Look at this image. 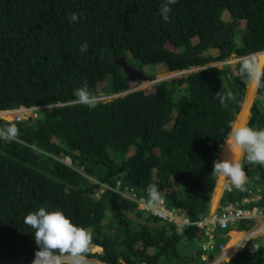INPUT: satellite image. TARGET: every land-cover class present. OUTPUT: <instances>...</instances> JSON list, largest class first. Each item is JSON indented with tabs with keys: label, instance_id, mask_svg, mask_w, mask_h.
<instances>
[{
	"label": "trees",
	"instance_id": "trees-1",
	"mask_svg": "<svg viewBox=\"0 0 264 264\" xmlns=\"http://www.w3.org/2000/svg\"><path fill=\"white\" fill-rule=\"evenodd\" d=\"M163 2L0 0V112L30 108L36 115L0 118V127L19 130L12 142L0 139V264L32 263L38 246L24 217L40 207L61 210L91 232L102 251L87 259L204 264L195 222L210 211L213 161L243 106L241 59L264 51V0H177L168 21ZM233 56L236 64L219 67ZM117 57L151 78L182 75L156 83L153 93L103 101L133 86ZM85 82L98 98L91 109L73 94ZM248 126L264 129V76ZM242 164L247 182L224 193L220 213L240 206L250 190L263 192L264 206V166L246 156ZM149 184L190 223H163L138 210L129 196L148 198ZM253 225L217 231V249L231 230ZM220 264H264V237Z\"/></svg>",
	"mask_w": 264,
	"mask_h": 264
},
{
	"label": "clouds",
	"instance_id": "clouds-1",
	"mask_svg": "<svg viewBox=\"0 0 264 264\" xmlns=\"http://www.w3.org/2000/svg\"><path fill=\"white\" fill-rule=\"evenodd\" d=\"M176 2L177 0H164V2L162 3L160 7V13L164 21L169 20V13L171 12V8L169 6L175 4ZM69 20L70 22H77L78 21L77 14L72 13L69 17ZM87 49H88V45L86 43L84 45H81L80 47L81 52H86ZM239 71L240 74L242 76H246L248 81L252 83L255 87L259 88L261 86V78L262 76H264V66H262V64L257 60L255 56H252L250 58H242L240 62ZM184 72H188V71H184ZM175 73H181V72L162 73L155 78H151L148 76L146 77L149 78L148 82L156 81V83H158L167 79H176L175 77L160 79L159 78L160 75L175 74ZM130 82L134 84L133 81ZM137 82H142V80L136 81V83ZM156 83L153 85L151 89L135 88L131 86L130 89L125 90L122 93L111 95L109 97L104 96L102 97V100L110 101L111 99H115L120 96H126L132 92L142 91V90L146 91L147 93H153L154 92L153 88L155 87ZM73 94L77 98V102L79 104L85 105L90 109L94 108L98 103V98L89 91L86 82L81 87L75 89ZM216 95L219 98L221 105L226 106L225 97L221 95L220 92H217ZM248 117H250L251 119V110L249 112ZM5 121L13 122L14 120L11 121L5 120ZM236 121L237 119L235 117V119L230 123V131L227 134L225 142L221 145V152L219 159L213 161L212 173L217 175L215 188L217 187L220 179L227 182L224 183L223 185L222 196L218 200V203L216 205L217 208L213 211L211 210L214 204L213 196H212L210 211L208 214L217 213L218 211L220 212V208L222 207L221 200L224 196V193L228 191L231 192L234 186L238 189L243 190V187L247 182L246 173L244 171L242 164L243 158L245 156H246V161L249 164H259L261 166H264V129L257 130L254 128H250L248 126L250 120L249 122L246 123V125L234 124ZM18 135H19V130L14 124L7 127H0V139H3L6 142H12L16 140L18 138ZM226 149L231 152L239 150L241 153V159L239 160L234 157L224 158L223 155L226 153ZM147 194H148V198L139 197V199H136L134 198V196H129L133 200L134 199L136 200L138 210L154 215L151 211L142 209L141 205L145 202L146 208L152 209L160 205L162 201L165 207L169 209L165 197L162 196V194L158 191L157 186L155 184L148 185ZM262 200H263V192L260 191V189H257L254 191L250 190L249 192H247V194L242 199V203L240 206L230 203V205H234L239 209L249 210L251 212L256 211V215H258L252 219H242L239 220L238 222L251 221L254 223V220L256 218L263 216L264 206L258 204ZM158 218L161 219L163 223H169L167 221H164L160 217ZM24 223L34 230V239L36 245L38 246V250L35 251L34 259L30 264H87V260H88L87 254L90 253L91 250H93V247H98L93 245V238L91 232L86 228L78 227L75 224H73L72 221L61 210L47 211L44 207H40L38 211L29 212L24 217ZM236 223L237 222L229 226H232ZM219 230H225V229H218L214 233L215 234L214 242L216 245V249H217L216 233ZM251 230L252 229L248 231ZM201 239L202 241L198 242L199 248L202 250V254L200 255V258L204 262V264H211V263H207V260H212V257L216 255L214 260L216 261L217 260L216 258L220 256V253L224 250L226 243L219 244V249L217 250L216 249L205 250L203 245L207 242V240H205L203 237ZM240 249L242 248H239L238 250ZM256 249L257 246L254 245L252 251H255ZM210 252L211 255L208 254ZM229 260L230 259L227 260L223 259L218 261L217 263L212 262V264H220L221 262L229 261Z\"/></svg>",
	"mask_w": 264,
	"mask_h": 264
},
{
	"label": "built area",
	"instance_id": "built-area-1",
	"mask_svg": "<svg viewBox=\"0 0 264 264\" xmlns=\"http://www.w3.org/2000/svg\"><path fill=\"white\" fill-rule=\"evenodd\" d=\"M13 112V119L14 121H21L23 120V115L26 113L33 115L35 112L33 109L30 108H20L13 111H2L0 112V117L3 120L6 119L7 113ZM36 117V115H33ZM30 117V116H29ZM159 206V208H158ZM156 206L155 208L148 209L145 206V202L141 205L142 209H146L151 211L154 215L162 218L164 221L174 223L177 226H183L185 224H189L190 220L186 217L180 216L174 210H169L165 207L163 201L160 205ZM262 215V214H259ZM256 211H249L239 209L234 205H228L222 208V213L219 211L217 213H211L205 215L200 221L195 222V224L201 228L202 236L207 242L203 245L205 250H215L216 245L214 242L215 231L218 229H226L229 225L238 222L242 219H252L256 217Z\"/></svg>",
	"mask_w": 264,
	"mask_h": 264
},
{
	"label": "rangeland",
	"instance_id": "rangeland-1",
	"mask_svg": "<svg viewBox=\"0 0 264 264\" xmlns=\"http://www.w3.org/2000/svg\"><path fill=\"white\" fill-rule=\"evenodd\" d=\"M169 48H172L171 46L169 47ZM261 55V56H260ZM252 56H255L256 58H257V60L262 64V66H264V51L263 52H260V53H256V54H254V55H252ZM252 56H250V57H252ZM239 61V58H236L235 56H233L231 59H230V61H227V62H224V63H220L219 64V67H223V65L224 64H231V65H234V64H236V62H238ZM136 68V67H135ZM137 69V68H136ZM190 71H188V72H185V73H189ZM181 75H182V73H175V74H163V75H160L159 76V78L160 79H163V78H173V77H175V78H180L181 77ZM159 80V79H158ZM134 82V84H133V87H135V88H142V89H151L152 87H153V85L156 83V81H153V82H148V81H142V82H137L136 83V81H133ZM250 82L248 81V84H247V89H246V93H245V97H246V94H247V90H248V87L250 86ZM250 92H251V95H250V97L248 98V101L247 102H251L252 101V98H253V93H254V85H252L251 86V90H250ZM259 93V88H257L256 89V91H255V97H254V99H253V102H254V100H255V98H256V96H257V94ZM245 97H244V100H245ZM105 100H108V99H105ZM252 105H253V103H252ZM252 105H251V107H252ZM249 108V107H248ZM243 110V109H242ZM244 111V110H243ZM243 111H241V113H240V116H239V118L238 119H240L241 121H244V120H242L240 117H241V115H242V113H243ZM33 115H34V113H33ZM29 116H31V114H29V113H26V114H24L23 115V119H27V118H29ZM1 118V117H0ZM6 119L8 120V121H11L12 119H13V112H10V113H7V115H6ZM238 122V121H237ZM245 122V121H244ZM247 122V121H246ZM246 122L244 123V125L246 124ZM240 125H243V124H240ZM241 159V156H240V158H239V160ZM221 182H225V181H223V180H219V183H218V185H217V187L215 188V191H214V195H213V202H214V204H213V206H216L217 205V203H218V200L221 198V196H222V191H221V189H220V196L218 197V199H217V201H216V192H217V189H218V187H219V184H221ZM223 190V189H222ZM233 234H238V235H241V234H243L242 232L241 233H239V232H236V231H234L233 232ZM254 237H257V236H254ZM93 251L94 252H101L102 251V249L100 248V247H93ZM209 255H211V252L210 253H208ZM216 256V255H215ZM215 256L213 257V259L212 260H207V263H211L212 264V262H214V260H215ZM87 264H103V263H101V262H99L98 260H93V259H88L87 260Z\"/></svg>",
	"mask_w": 264,
	"mask_h": 264
},
{
	"label": "crops",
	"instance_id": "crops-1",
	"mask_svg": "<svg viewBox=\"0 0 264 264\" xmlns=\"http://www.w3.org/2000/svg\"><path fill=\"white\" fill-rule=\"evenodd\" d=\"M227 181H225L226 183ZM217 207L213 206L212 207V211L215 210ZM239 232V233H243L242 236H238V240L232 244V241L235 239L236 236H234L235 234H233V232ZM229 239L226 242V245L224 247V250L220 253V256H218L216 259V261H214L215 263H217L220 260L223 259H231L234 254L237 252V250L239 248H243L246 243L249 241V239L251 238H256L254 236L257 237H264V215L261 217H258L254 220V226L252 228L251 231H237V230H231L228 233ZM213 259V257H212Z\"/></svg>",
	"mask_w": 264,
	"mask_h": 264
},
{
	"label": "water",
	"instance_id": "water-1",
	"mask_svg": "<svg viewBox=\"0 0 264 264\" xmlns=\"http://www.w3.org/2000/svg\"><path fill=\"white\" fill-rule=\"evenodd\" d=\"M115 63L119 64L124 69L125 73L127 74V78H128L129 81H140V80L149 81L148 77L144 76L135 67H133L131 64H129L127 62V60H125L124 57H117L115 59ZM252 85L253 84L251 83L250 86L248 87L247 94H246L242 109L244 108L245 103L247 102V100L249 98V93H250ZM256 89H257V87L254 86V93H253V98H252L251 104L253 103V99L255 97ZM242 109H241V111H242ZM250 110H251V107L249 108V112H250ZM241 111L236 115V119L239 118ZM249 120H250V117H248L247 122H249ZM223 157H225V154L223 155Z\"/></svg>",
	"mask_w": 264,
	"mask_h": 264
},
{
	"label": "bare ground",
	"instance_id": "bare-ground-1",
	"mask_svg": "<svg viewBox=\"0 0 264 264\" xmlns=\"http://www.w3.org/2000/svg\"><path fill=\"white\" fill-rule=\"evenodd\" d=\"M261 56V55H260ZM264 59V58H263ZM250 95H251V92L249 93V97H250ZM248 101V100H247ZM252 102V101H251ZM251 102H246L245 103V106H244V108H243V113H242V115H241V119L242 120H244L245 122L248 120V116H249V108L251 107ZM249 107V108H248ZM238 121V122H237ZM237 121L234 123V124H243L244 125V121H241L240 119H237ZM246 125V124H245ZM240 156H241V153H240V151L239 150H236V151H234V152H231V151H228L227 149H226V153H225V157L224 158H236V159H239L240 158ZM224 183L225 182H221V184H219V187H218V189H217V192H216V201H217V199H218V197L221 195L220 194V189H221V191H222V189H223V185H224ZM243 234H241V235H238V234H235L234 236H236L235 237V239L232 241V244L233 243H235L239 238H238V236H242Z\"/></svg>",
	"mask_w": 264,
	"mask_h": 264
}]
</instances>
